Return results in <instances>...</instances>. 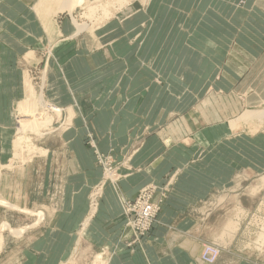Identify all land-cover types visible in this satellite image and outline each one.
<instances>
[{"label":"rangeland","instance_id":"rangeland-1","mask_svg":"<svg viewBox=\"0 0 264 264\" xmlns=\"http://www.w3.org/2000/svg\"><path fill=\"white\" fill-rule=\"evenodd\" d=\"M31 2L0 0V201L18 207L17 189L28 207L0 203L8 262L28 245L37 264H264V120L237 121L264 110V0ZM40 97L60 112L38 110L50 125L19 147L17 107ZM149 139L178 141L167 161L180 162L151 182ZM106 189L117 220L100 214ZM188 220L194 252L180 245ZM229 222L234 238L217 241ZM25 226L17 245L25 232L10 229Z\"/></svg>","mask_w":264,"mask_h":264},{"label":"crops","instance_id":"crops-1","mask_svg":"<svg viewBox=\"0 0 264 264\" xmlns=\"http://www.w3.org/2000/svg\"><path fill=\"white\" fill-rule=\"evenodd\" d=\"M37 1L38 0H32L31 3L33 4V3L37 2ZM113 46H117V45H113ZM113 46H112V48H113ZM126 48H127V50H132V48L130 47V44H128V47H126ZM238 50H240V49H238ZM132 52H134V51L132 50ZM114 56L115 57H119L118 54H114ZM250 58L251 59H255L256 61L258 59V58L252 57V56H250ZM154 141H156V142H154ZM178 145H179V142L178 141H175L174 143H172V142H170L169 140H166V139H160L158 141L157 140H152V139L145 140L144 145H143V147L141 149L142 151H140V153L142 155L143 154H146L145 159H143V161L144 160H146V161L151 160L150 162L153 164V165L151 164L150 169H148V171H146V174H147V177L149 179V182H151L153 180H156L157 178H160L159 177L160 174H161V173H159L160 171H164V173L166 175L168 173L169 169L171 168V165L172 164H175L174 165L175 168L172 167L170 169V171L172 169H175V170L179 169L178 164L180 162H178V160L177 161H173V162H172V160L167 161V157L170 158L171 156L176 155L177 150L179 148ZM140 158H141V156H140ZM143 161L141 159H136V162H143ZM168 163H169V165H168ZM160 166H162V170L159 169ZM29 170H31L32 173L35 172V169H34V167L32 165L29 167ZM21 171H24V169L22 168ZM182 173L183 172H181V173L179 172V174L177 173V176L179 175V177L177 178L178 179V183H175V184H177V187H176L177 189L181 186V184H179V181L182 179V176H181ZM163 174H162V176H163ZM262 178H264V177H262ZM262 178L260 180L261 182H262ZM262 186H264V184L260 183V188ZM174 188H175V186L173 187V189ZM173 189H172V192L174 191ZM123 190L125 191V189H123ZM138 191H139V188L134 189V190H132V189L131 190H126L124 193L122 192L121 195H123L126 199H130V198L133 199V198L136 197ZM17 196H18V198H17ZM114 198H115V196H114V194L112 193L111 190L106 189L104 191V199L102 201V206H101V211H100L101 216H104L106 214L105 216L107 217V214L109 216V214H111V213L114 212L115 220H117L116 219V211H115V209H116V206H115V200H116V198L115 199ZM20 199H22L21 191L19 190V193H18V191L16 189L15 196H14V200L9 199L8 201H10L12 203H15L16 205H18V207H26V208H28L26 205H24V203H22L20 201ZM169 206H170V204H167V202H166V204H165V210H168L169 209ZM15 207H17V206H15ZM179 220H180V216L177 218V221L178 222H179ZM190 221L191 220H188V222H190ZM112 223H114V222L112 221L111 224ZM116 223H117V225L121 224L120 221L119 222H116ZM164 223H166V222H164ZM167 223H169V222L167 221ZM186 223L187 222H181V224H183V229L186 230V232H183V233H185L186 235H188L189 238L187 236L183 237L182 238L183 240L181 241V244L180 245L182 247H185V248L191 250L192 252H194V251H196V248H198V246H197V243L191 237V236L194 235L193 234V228H192L193 227L192 226L193 224H192V221H191V224L190 223H187V225H186ZM229 225H232V227L230 228ZM110 227L112 228V227H114V225L108 226L107 229L110 228ZM178 229H177V231H180V229L179 230ZM225 230H226L225 238H224V234H223L221 237H219V238L216 239L217 241L224 242L225 239L228 236L229 237L231 236V238H230V241H231L232 238H234L232 234H233V231L236 230V225L234 223H232V222H229L226 225ZM29 234H31L30 230H28L27 232H25L20 237V239L15 242V244L18 245V243H20V244H27V243H29L30 242L29 240L31 238L30 237L31 235H29ZM118 234H119V232H118ZM176 237H178V236H176ZM0 241H3V239L0 238ZM0 244L2 245L0 247V264H13V263H9L8 262V258H9V254L10 253L7 250L6 244H3V242L0 243ZM27 246L28 245H26V247L23 248L24 250L22 251V254L20 253L18 255V256H21L22 258L20 260H17L15 264H37V263H33L32 262L33 259H36L37 260V258H38L37 257V254L34 253L33 251H28L27 250L28 249ZM198 256H199V252H198ZM63 259L65 260L66 258H61L59 260L60 263L62 261H64ZM134 261H140V263H135ZM52 264H59V262H53ZM108 264H151V263H150V257H149V255H146L143 252L142 255H140L139 253H132V254L131 253L130 254L129 253H124L123 254V257H120V255H118L116 257L111 258L108 261Z\"/></svg>","mask_w":264,"mask_h":264},{"label":"bare ground","instance_id":"bare-ground-1","mask_svg":"<svg viewBox=\"0 0 264 264\" xmlns=\"http://www.w3.org/2000/svg\"><path fill=\"white\" fill-rule=\"evenodd\" d=\"M67 1V5H63L61 10H67V11H71L73 9V7L78 6V5H83L85 3V0H66ZM73 22V26L75 28V35L78 34L80 31H82L85 28V24L84 23H77L74 20H72ZM36 108L33 109V105L30 103V101H26L25 103H21L18 105V118H21L22 121H26V124H22L20 128L17 129L18 134L20 135L19 137V147L22 146L23 142V134L24 131L30 132V133H35L36 135L39 136H43V133H41V131L43 129H46L49 125L51 120H47V119H43L41 116V113L38 112V110L44 111L45 109H48L54 113H59L60 109L57 107H52V106H48L46 105V102L42 99V97H40L39 100H37L35 102ZM30 108V109H29ZM37 111V112H36ZM253 119H256L257 121H262L264 120V110L263 109H259V110H255V111H246L244 113H242L238 118L237 121H252ZM232 125L235 123L232 121L230 122ZM1 168V167H0ZM262 184H264V178H262ZM1 205H5L6 207H9L13 210H17L20 213H26L24 211H21V209L15 207L14 205L8 204L5 201H0ZM41 214L40 217L38 218V221H42L41 218ZM36 224V223H35ZM230 228L232 227V225H229ZM30 226H25V227H21L18 230H12L10 229L11 233H14L16 236H20L22 235L26 229H28ZM262 234H260V239L263 240L262 242H264V230L261 232ZM216 246V245H214ZM1 247V244H0ZM101 260V256L97 255L96 256V261L95 264H100ZM98 262V263H97Z\"/></svg>","mask_w":264,"mask_h":264},{"label":"built area","instance_id":"built-area-1","mask_svg":"<svg viewBox=\"0 0 264 264\" xmlns=\"http://www.w3.org/2000/svg\"><path fill=\"white\" fill-rule=\"evenodd\" d=\"M145 204V201H142V202H140V204ZM143 204V205H144ZM142 205V206H143ZM143 209H145L144 207H143ZM152 209L150 208L149 209V212H148V214L145 216L146 218H148L149 217V215L151 216V214H152V212L153 211H151ZM151 211V212H150ZM206 255H209L210 257H212V258H210V259H208V260H205V262H207V264H212L213 262H214V260H215V256H216V252H214V253H212V254H206Z\"/></svg>","mask_w":264,"mask_h":264}]
</instances>
